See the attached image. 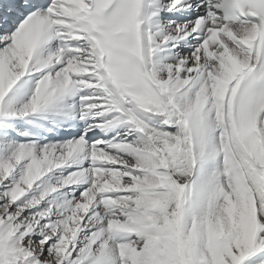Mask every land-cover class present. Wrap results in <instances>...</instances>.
Masks as SVG:
<instances>
[{"label":"snow or ice","instance_id":"1","mask_svg":"<svg viewBox=\"0 0 264 264\" xmlns=\"http://www.w3.org/2000/svg\"><path fill=\"white\" fill-rule=\"evenodd\" d=\"M0 264H264V0H0Z\"/></svg>","mask_w":264,"mask_h":264}]
</instances>
